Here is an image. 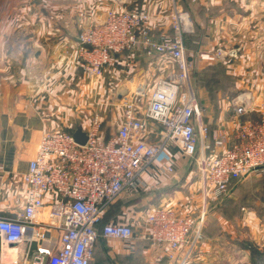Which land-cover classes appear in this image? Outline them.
<instances>
[{"label":"crops","instance_id":"obj_1","mask_svg":"<svg viewBox=\"0 0 264 264\" xmlns=\"http://www.w3.org/2000/svg\"><path fill=\"white\" fill-rule=\"evenodd\" d=\"M181 5L190 13L192 34L199 39L195 49L185 48L193 70L220 63L231 78V88L216 94L215 105L197 85L201 120L212 133L223 129L230 135L236 118L229 99L236 91L246 89L253 96L252 109L241 120L258 119L264 108V0H186ZM170 6L171 0H0V165L4 167L0 172V216H13L22 208L26 194L23 174L44 132L76 125L86 131L92 114L98 112L101 135L108 138L122 122L124 95L139 86L150 94L173 68L167 55L147 56L141 49H133L113 54L101 76L89 79L76 57H67L79 33L100 23L108 10L128 8L148 12L149 31L159 39L171 33ZM218 41L234 50L235 56L217 59L213 50ZM120 88L125 89L122 97L117 96ZM159 129L148 122L140 138L153 142ZM208 137L211 144L207 129ZM167 166L172 172L166 171ZM195 169L190 158L167 145L141 172L139 188L126 189L108 209L105 220L132 224L135 214L159 207L181 215L197 213L203 207V195ZM208 218L207 229L213 223L216 232L203 236L184 264H205L206 246L225 230L221 216ZM138 231L140 234L134 229L132 250L118 239L96 241L93 264H175L163 255L161 245L151 246L143 230ZM254 237V245L264 246L262 231ZM37 246L32 243L29 253ZM28 247L24 241L10 250L0 241V264H10L4 260L6 251L8 258L21 261ZM176 255L181 257V251Z\"/></svg>","mask_w":264,"mask_h":264},{"label":"built area","instance_id":"obj_2","mask_svg":"<svg viewBox=\"0 0 264 264\" xmlns=\"http://www.w3.org/2000/svg\"><path fill=\"white\" fill-rule=\"evenodd\" d=\"M168 19L171 33L157 39L149 31L148 12L108 10L100 23L81 31L78 42L68 49L67 57L74 55L89 79L101 76L113 54L133 49L147 56L167 55L173 68L157 81L142 107L138 101L145 95L143 87L124 95L122 122L108 138L101 135L98 112L91 116L84 144L63 128L40 136L23 174V206L13 216H0V241L10 250L20 242L29 245L23 259L10 264H92L94 245L101 238L118 239L132 250L133 225L107 222L105 216L126 189L139 188L141 172L169 144L197 167L203 207L190 215L165 207L150 210L144 217V237L151 246L161 245L168 260L184 264L202 238L206 203L226 196L244 176L263 171L264 108L258 119L241 120L252 109L253 96L240 90L230 100L236 118L231 134L214 130L208 143L183 42V35L193 31V21L177 0H171ZM213 54L225 59L236 52L218 41ZM148 122L160 126L153 142L140 138ZM166 171L172 168L167 166ZM32 243L38 246L29 253Z\"/></svg>","mask_w":264,"mask_h":264},{"label":"rangeland","instance_id":"obj_3","mask_svg":"<svg viewBox=\"0 0 264 264\" xmlns=\"http://www.w3.org/2000/svg\"><path fill=\"white\" fill-rule=\"evenodd\" d=\"M196 73L197 72L194 70H192L191 72V84L195 93L197 83H195L193 80L194 78H196ZM217 76L221 78V88L224 87L221 90L225 92L231 87L230 83L228 82V80L224 79L220 71H218V74L215 73V75H213V77ZM224 83L227 84L224 85ZM134 89L135 88L132 87L131 91ZM240 90L236 91L235 94H237V92H239ZM234 95H231L229 100H231ZM148 96L149 92L146 91L145 95H142L140 101H138L139 107H142L145 104ZM212 134L213 133L211 132V136ZM209 140L210 139L208 137L206 141L210 143ZM195 168V171L199 175V171L196 166ZM261 172L262 171H260L259 173H251L244 176L234 184V187L231 189V191L228 192L226 196L217 201H212V203H206V214L203 225L206 219L210 217V215H218L221 216V218L225 221V223L223 222L225 230L220 237L216 238L214 243H210L206 246L205 249H207L208 251L205 252V264H249L250 250L248 248V245H254L253 240L256 238L254 237L255 232L258 233V231H262V233H264V186L262 190H259V188L258 190H255V188L253 187L256 181L260 185V181H258L257 179L260 178L259 175L261 174ZM218 206L224 207V215L220 213L221 211L218 209ZM250 213L252 214V218H249ZM145 214L146 212L134 215L135 218L133 219L132 224L137 234H140L138 231L140 229L143 230L144 234ZM255 214L258 218L257 221L255 220ZM237 218L240 221H238ZM214 226L215 225L212 223L210 227ZM202 239L203 233L202 238L196 243L197 246ZM257 247H259L260 249H264V246ZM194 250H192L190 256L193 255ZM13 259L14 257L12 256H10V258L8 259L4 258V260L6 261H11Z\"/></svg>","mask_w":264,"mask_h":264},{"label":"trees","instance_id":"obj_4","mask_svg":"<svg viewBox=\"0 0 264 264\" xmlns=\"http://www.w3.org/2000/svg\"><path fill=\"white\" fill-rule=\"evenodd\" d=\"M177 1L183 4L184 1H186V0H177ZM183 39H184L185 48H187V49H195L198 42H199L198 37L195 34H192V32L185 33L183 35ZM218 71L221 72V74L223 75L225 80H228V82L230 83V86H231V78L226 74L224 67H222L220 63L209 65V66L197 71V73H196L197 85L200 88H203L205 90V93H206L208 100H210L213 103V105H215V99L217 96L216 94L218 92L222 91L221 89L224 88V87L221 88V85H222L221 78L219 76L213 77V75H215V73L218 74ZM225 84H227V83H224V85ZM227 90L225 92H227ZM199 103H198L199 109H200V111H202L201 105ZM215 108H216V106H214V113H215ZM76 127H77V125L75 127H72V128H67V129L63 128V129H65L69 132H72ZM207 129H208V136H211L212 128L207 126ZM257 180L260 181V185L256 181L254 188H255V190H258V188H259V190H262L263 186H264V169L260 174V178H258ZM226 200H228V199H226ZM218 209L221 211L220 213L222 215H224V212H223L224 207L218 206ZM208 222H209V218L206 219V221L203 225V228L201 231L203 233V236L207 235L208 232L210 233V235L214 234L217 230V226L215 228L216 230H214L215 226L207 229ZM213 230L215 232H212ZM248 248L250 250L249 264H264V249H260L256 245H248ZM93 255H94V250H93ZM91 263L93 264V262H91Z\"/></svg>","mask_w":264,"mask_h":264},{"label":"water","instance_id":"obj_5","mask_svg":"<svg viewBox=\"0 0 264 264\" xmlns=\"http://www.w3.org/2000/svg\"><path fill=\"white\" fill-rule=\"evenodd\" d=\"M125 93L124 88H120L117 90V96L122 97ZM72 135L74 140L79 144H84L87 140V134L86 131H84L80 126H77L73 131Z\"/></svg>","mask_w":264,"mask_h":264},{"label":"bare ground","instance_id":"obj_6","mask_svg":"<svg viewBox=\"0 0 264 264\" xmlns=\"http://www.w3.org/2000/svg\"><path fill=\"white\" fill-rule=\"evenodd\" d=\"M8 253H9V252L6 251V256H5L4 258H7V259H8V256H9Z\"/></svg>","mask_w":264,"mask_h":264}]
</instances>
